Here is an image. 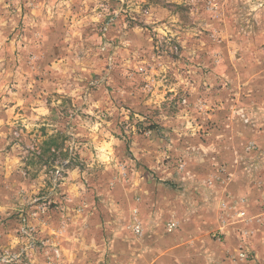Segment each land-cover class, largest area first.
Instances as JSON below:
<instances>
[{
  "label": "rangeland",
  "instance_id": "374dc122",
  "mask_svg": "<svg viewBox=\"0 0 264 264\" xmlns=\"http://www.w3.org/2000/svg\"><path fill=\"white\" fill-rule=\"evenodd\" d=\"M0 264H264V0H0Z\"/></svg>",
  "mask_w": 264,
  "mask_h": 264
},
{
  "label": "built area",
  "instance_id": "2783aa9c",
  "mask_svg": "<svg viewBox=\"0 0 264 264\" xmlns=\"http://www.w3.org/2000/svg\"><path fill=\"white\" fill-rule=\"evenodd\" d=\"M175 226H176V222H170V223H169V227H170V229H173ZM137 229H138V231L140 230L139 227H137Z\"/></svg>",
  "mask_w": 264,
  "mask_h": 264
}]
</instances>
